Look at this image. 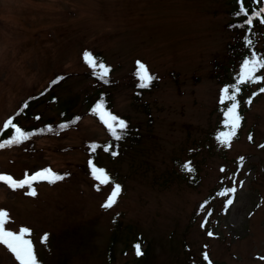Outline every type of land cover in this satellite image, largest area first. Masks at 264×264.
I'll return each instance as SVG.
<instances>
[{"label":"rangeland","instance_id":"374dc122","mask_svg":"<svg viewBox=\"0 0 264 264\" xmlns=\"http://www.w3.org/2000/svg\"><path fill=\"white\" fill-rule=\"evenodd\" d=\"M225 7L223 0H0V133L57 76L70 75L59 101L78 97L74 110L83 115L60 136L0 149V175L21 181L50 169L64 177L16 190L0 182L6 230H30L38 264H207L205 253L211 264H264V84L250 86L245 101L253 103L244 102L237 138L225 146L212 137L226 131L212 65L226 62L232 42ZM258 40L264 48V28ZM85 52L103 57L114 109L139 124L141 135L120 159L98 154L97 168L114 174L108 184L90 174L87 149L107 134L84 104L95 90ZM137 61L159 82L144 97L150 119L132 103ZM39 111L58 118L57 106ZM189 161L198 174L195 187L187 183ZM115 184L121 193L105 209ZM32 190L35 196L27 194ZM228 199L233 203L226 207ZM136 242L144 256L137 257ZM0 264H18L3 245Z\"/></svg>","mask_w":264,"mask_h":264},{"label":"trees","instance_id":"16d2710c","mask_svg":"<svg viewBox=\"0 0 264 264\" xmlns=\"http://www.w3.org/2000/svg\"><path fill=\"white\" fill-rule=\"evenodd\" d=\"M225 3V12L227 13L229 17V22L227 23V29L232 33V42L227 44L226 48V62L225 63H218L217 61L213 62V69L216 71L214 74V78L218 79V83L222 86V90L225 88H233L236 84V81L238 79V75L241 69L242 62L251 56V53L255 51L257 54L264 56V48L259 47V40L258 37L262 34V29L264 28V25L260 24L258 21L254 22L253 28L251 32H247L246 28H240L237 27V25L241 24L243 22V17H237L236 13L240 7V4L238 3V0H223ZM245 5L248 9H259L262 6L261 0H244ZM246 35H248L253 41L254 45L250 48L246 46ZM95 58V56H93ZM97 61L102 62L105 64L104 59L101 55H97ZM237 69L238 74L236 76H231V71ZM220 70V73H219ZM99 69L97 68L96 72L92 71L90 74L93 77L94 84V93L90 96H86L84 100V104L87 105L88 114L97 121V123L104 129L105 133L107 134L106 141L100 142L97 144L95 151H93L90 148L87 150H90L92 153V163L97 168L98 165L96 164V160L98 159V154L102 153L103 155H107L108 159L110 160H116L124 157L130 149H133L134 147L139 146L141 135L139 134V124L133 122L130 117L126 114H120L117 111H115L113 106V95L108 90L109 87L114 86V83L111 81V77H106L107 83L103 82L102 80L97 78V72ZM137 69L130 74V81L129 84L132 87V103L135 107H138L141 109L144 115H146L150 119V112L147 103L145 102V95L148 93H151L152 91L156 90L159 86L158 79L154 75H151L155 77V79L152 81L149 87L147 88H140L138 87V84L140 83L137 76H136ZM110 72V71H109ZM108 72V73H109ZM150 72V71H149ZM259 73V72H258ZM58 77H64L63 80H59L57 83L53 84L52 82L54 80H57ZM70 77V75H63V76H57L53 80H51L46 88L40 93L39 95H33L29 97L24 103L28 104V107L23 110L22 114L20 116H17V112L22 109V106L20 109L14 114V116L11 118L13 119L14 123H17L18 126L22 128V130L29 132V133H35L32 135L29 139L39 138H50L55 136H60L65 132H69L70 130L76 128L78 124L83 120V115L74 110L75 105L77 103L78 97L69 98L64 101H59V97L57 95V91L61 86L65 83V81ZM117 85V83H116ZM252 84H248L246 86H241V91L237 97V100L239 101V108L238 111L243 117L241 120L240 127L237 129L236 135L232 138L236 139L238 135V131L241 130V126L243 125L245 119H244V113L246 111L245 109V100L248 97V93L250 91V86ZM98 103H102L103 107L106 111L112 113L116 117L124 120L127 122V129L125 130V133L122 135V138L120 140H116L110 133L109 129L103 124V122L99 119L98 114L93 113V109ZM228 100H224V102H220L218 105L219 114L222 119L223 128L226 129L225 132L228 131V128L226 127V120H225V112L226 108L229 105ZM41 105H44V109L46 110L50 105L57 106L59 109L58 112V118H54L51 116L44 117L43 112L39 111V107ZM79 118L75 124H72V121L76 118ZM22 121V124H21ZM62 125H66L67 127L61 128ZM11 129H3L0 133V140L3 138L10 139L12 135ZM216 134L212 135V137H218L215 136ZM105 146L109 147V151H105ZM116 152L117 155L113 156L111 153ZM101 169V168H98ZM106 171H108L106 169ZM62 176V174L58 173ZM91 177H93L92 173ZM108 176L110 178V181L112 182V176L114 174L110 173L108 171ZM115 176H117L115 174ZM94 178V177H93ZM198 179V174L196 171H194L190 175V179H187V183H189L191 186H196ZM53 185V183L51 184ZM121 226V223L117 219L114 224V233L111 238V243L107 249L108 251V258L112 259L113 257V246L118 238L119 234V228ZM138 243V242H136ZM144 256V254H143Z\"/></svg>","mask_w":264,"mask_h":264},{"label":"snow or ice","instance_id":"6c2138e0","mask_svg":"<svg viewBox=\"0 0 264 264\" xmlns=\"http://www.w3.org/2000/svg\"><path fill=\"white\" fill-rule=\"evenodd\" d=\"M240 7L236 13L237 17H243V22L237 27L246 28L247 32H251L254 22L258 21L260 24L264 25V6H261L258 10L257 9H248L245 5L244 0H238ZM246 46L252 47L254 45V41L246 35ZM83 59L85 60L86 64L89 68L93 69L96 72L97 68L99 71L97 72V78L102 80L103 82L107 83L106 77L108 76L109 68L104 65L102 62L96 60L92 54L85 52L83 55ZM261 70H264V56L257 54L255 51L251 53L249 58H246L241 65L239 77L236 81V84L233 88H225L222 90V97L221 102L223 103L224 100H228L230 103L226 108L225 112V120H226V127L228 128L227 132H222L218 137V141L225 146L230 145L232 138L236 135L237 129L240 127L241 120L243 117L238 111L239 108V101L237 97L241 91V86H246L248 84H264V76H258L257 73ZM136 76L139 80L138 87L140 88H147L150 86L152 81L155 79L147 68L142 62L137 61V71ZM64 77H58L57 80H54L52 83L55 84L59 80H63ZM259 93H264V86L259 88ZM258 93H253V96L257 95ZM43 95V93H42ZM248 105L253 103V99L249 98L245 101ZM28 107V104L25 103L22 106V109L17 112V116H20L24 109ZM94 114L99 115V119L103 122V124L109 129L111 135L116 139L120 140L122 135L125 133L127 129V122L116 117L112 113L106 111L103 107L102 103H98L95 108L93 109ZM79 118L77 117L72 121V124H75ZM67 127L66 125H62L61 128ZM3 128L5 130L11 129L12 135L10 139H5L3 142H0V149H5L12 146H17L24 141L28 140L32 135L35 133H29L24 130L17 123H14L13 119L7 120ZM249 140H252V136H249ZM93 151L96 149V145L90 146ZM260 147L264 148V145H260ZM105 151H109V147L105 146ZM113 156H116V152L111 153ZM244 158H240V163L242 165ZM89 166L92 171V175L95 180H97L100 184H108L110 183V178L108 174L102 170L96 168L92 161H89ZM184 169L192 173L194 169L191 167V162H187L184 165ZM223 172L224 169H221ZM64 179L63 176L53 173L50 169H43L35 174L28 176L26 174L25 179L21 181H16L11 176L7 175H0V182L7 184L13 190L24 188L25 186L31 188L32 184L37 181H47L48 183H56L59 180ZM229 192H235L236 189L232 188L228 190ZM121 193V186L119 184H115L112 188V191L102 207L105 209L111 208L116 202L117 198ZM28 195L35 196L36 193L34 190L29 191ZM221 196H227L228 192L220 193ZM233 203L232 199H228L226 201V207L230 206ZM203 207V206H201ZM9 214L4 211L0 210V245H3L7 248V250L14 256L15 260L18 264H38L37 256L34 251L33 242L31 239L26 238L30 234V230L26 228H21L19 233H14L11 230H6V223L8 222ZM204 227V224L201 225ZM208 235L211 237L213 236L212 232H208ZM47 240V234L42 238V242ZM135 253L137 257L142 256L143 252L141 250V245L139 243L134 245ZM203 260L207 262V264H211L210 258L205 253L203 255ZM264 261V257L260 258Z\"/></svg>","mask_w":264,"mask_h":264}]
</instances>
